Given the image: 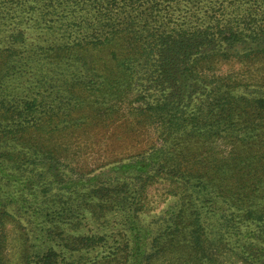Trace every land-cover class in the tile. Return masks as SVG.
<instances>
[{"label": "trees", "instance_id": "1", "mask_svg": "<svg viewBox=\"0 0 264 264\" xmlns=\"http://www.w3.org/2000/svg\"><path fill=\"white\" fill-rule=\"evenodd\" d=\"M116 113L155 148L37 172L29 134ZM157 182L174 200L146 220ZM8 207L49 245L36 264H264V0H0V264Z\"/></svg>", "mask_w": 264, "mask_h": 264}, {"label": "rangeland", "instance_id": "2", "mask_svg": "<svg viewBox=\"0 0 264 264\" xmlns=\"http://www.w3.org/2000/svg\"><path fill=\"white\" fill-rule=\"evenodd\" d=\"M260 66L256 65L254 68H261ZM64 126L60 125L57 133L52 135L43 132H32L28 135L29 142H31L29 144L44 146L43 151L42 149L39 151L41 160L45 159L46 153L49 152L54 158V160H37L41 167L38 168V173H43V165L49 163L52 164L53 171L59 174L73 177H92L117 164L143 156L150 152L153 147L155 148L157 144V132L154 126L142 119H135L121 113H116L115 119L108 123L99 125L94 123L90 126L69 127L66 129ZM27 174L32 175L28 172ZM42 183L34 185L37 194ZM9 191L10 188L4 187L1 196L8 197ZM55 191L57 189L53 193ZM165 193L166 188L163 182H157L151 188L147 197V209H145L146 220L162 214L174 200L172 198L167 199ZM8 208L10 216L3 218V227L6 234V247L3 253L5 263L27 264L31 260L33 261L32 264H36L38 262L36 253L46 251L49 245L35 240L30 242L32 235L31 233L28 234V226L24 221L26 216L21 217L24 213H18L12 207ZM226 242L234 241L227 240ZM114 243L111 242L112 245ZM44 248L46 250H43ZM96 254L95 251H91L90 254L85 255L86 259L84 260L99 261V258L94 257ZM80 256L83 257V255ZM225 257L222 259L225 260ZM228 261L234 264V261L230 259ZM237 263L239 264V262Z\"/></svg>", "mask_w": 264, "mask_h": 264}]
</instances>
